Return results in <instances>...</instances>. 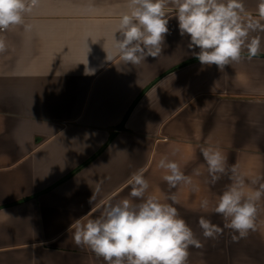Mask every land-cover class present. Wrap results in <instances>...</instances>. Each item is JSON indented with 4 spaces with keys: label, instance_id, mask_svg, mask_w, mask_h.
I'll return each instance as SVG.
<instances>
[{
    "label": "crops",
    "instance_id": "0c3cea01",
    "mask_svg": "<svg viewBox=\"0 0 264 264\" xmlns=\"http://www.w3.org/2000/svg\"><path fill=\"white\" fill-rule=\"evenodd\" d=\"M243 2L258 19V0ZM126 10V0H38L27 30L0 32L9 46L0 54V264H105L74 244L70 226L134 199L127 181L138 169L145 196L171 203L174 193L204 244L189 248L187 264H264V194L245 238L224 229L205 240L198 223L223 227L214 207L236 176L246 194L264 193V52L221 71L202 66L173 17L159 57L125 64L113 34ZM201 146L226 157L215 184ZM164 156L192 183L170 190L157 167Z\"/></svg>",
    "mask_w": 264,
    "mask_h": 264
},
{
    "label": "clouds",
    "instance_id": "9594fccd",
    "mask_svg": "<svg viewBox=\"0 0 264 264\" xmlns=\"http://www.w3.org/2000/svg\"><path fill=\"white\" fill-rule=\"evenodd\" d=\"M37 3L38 0H0V32L17 27L27 30L30 25L26 16ZM126 7L113 34L114 54L125 64L137 66L148 57H159L173 17L180 36L188 38L187 48L202 66L215 65L221 71L232 62L251 60L264 52V38L259 35L264 33V0H258V19L247 12L243 0H126ZM8 47L0 37V54ZM200 153L210 183L215 184L227 174L226 157L217 146H201ZM157 167L164 170L162 179L170 190L181 183H192L180 165L167 156L159 160ZM231 172L235 175V167ZM127 184L131 188L129 196L134 199L109 202L100 216L77 219L70 226L74 228V244L90 249L105 264H187L189 248L200 249L204 244L173 206L179 203L177 196H165L171 203L161 202L155 195L145 196L149 182L143 169L133 172ZM244 188L243 178L236 176L218 197L214 212L223 217V227L200 217L198 223L205 240H215L224 229H231L238 233L233 235V241H238L255 230V201L264 193L246 194ZM92 200L93 196L89 202ZM200 207L207 210L209 201L203 199Z\"/></svg>",
    "mask_w": 264,
    "mask_h": 264
}]
</instances>
